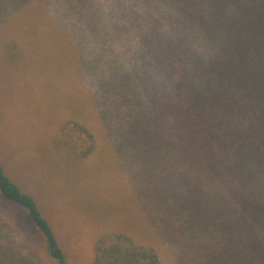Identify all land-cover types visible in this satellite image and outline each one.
<instances>
[{
    "label": "rangeland",
    "instance_id": "obj_1",
    "mask_svg": "<svg viewBox=\"0 0 264 264\" xmlns=\"http://www.w3.org/2000/svg\"><path fill=\"white\" fill-rule=\"evenodd\" d=\"M198 11L199 0H0V158L34 190L65 264H90L98 238L112 232L152 246L161 264H183L171 232H159L170 203L155 211L151 193L143 196L150 174L118 105L127 97L131 113L159 109L178 81L168 69L172 46L185 34L184 47L194 41L200 52L198 27L186 20ZM71 121L93 137L82 161L67 159L62 144ZM39 242L0 197L3 259L57 264Z\"/></svg>",
    "mask_w": 264,
    "mask_h": 264
},
{
    "label": "trees",
    "instance_id": "obj_2",
    "mask_svg": "<svg viewBox=\"0 0 264 264\" xmlns=\"http://www.w3.org/2000/svg\"><path fill=\"white\" fill-rule=\"evenodd\" d=\"M199 1L186 20L198 27L200 52L194 41L184 47L185 34L172 46L168 69L178 81L164 103L146 116L131 113L127 97L118 108L127 106V131L150 174L143 196L151 193L155 211L170 203L169 223L158 229L171 232L183 264H264V0ZM69 127L67 159L82 161L94 150L92 134L77 121ZM13 169L0 158V197L34 227L38 253L65 264L34 190ZM93 249L90 264H161L152 246L122 232L102 235ZM1 262L25 264L11 255Z\"/></svg>",
    "mask_w": 264,
    "mask_h": 264
}]
</instances>
